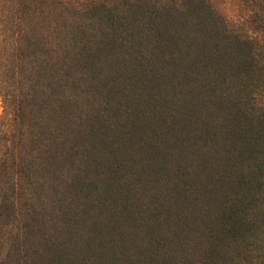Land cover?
<instances>
[{"label":"trees","instance_id":"trees-1","mask_svg":"<svg viewBox=\"0 0 264 264\" xmlns=\"http://www.w3.org/2000/svg\"><path fill=\"white\" fill-rule=\"evenodd\" d=\"M0 0V264H264V0Z\"/></svg>","mask_w":264,"mask_h":264},{"label":"rangeland","instance_id":"rangeland-1","mask_svg":"<svg viewBox=\"0 0 264 264\" xmlns=\"http://www.w3.org/2000/svg\"><path fill=\"white\" fill-rule=\"evenodd\" d=\"M211 2L230 20H237L247 15L245 6L239 0H211Z\"/></svg>","mask_w":264,"mask_h":264}]
</instances>
